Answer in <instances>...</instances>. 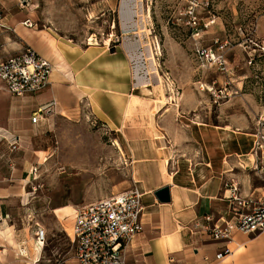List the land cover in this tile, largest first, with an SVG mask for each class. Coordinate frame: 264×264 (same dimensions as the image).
I'll list each match as a JSON object with an SVG mask.
<instances>
[{"label":"rangeland","instance_id":"374dc122","mask_svg":"<svg viewBox=\"0 0 264 264\" xmlns=\"http://www.w3.org/2000/svg\"><path fill=\"white\" fill-rule=\"evenodd\" d=\"M15 1L0 0V19L8 16L1 23L10 26H0V59L24 50L32 35L51 44L56 38L68 53L67 64L59 63L57 94L63 106L75 105L69 111L49 106L32 122L35 98L46 88L13 96L0 84V174L8 182L22 172L28 191L25 217L15 222L10 216L15 227L5 242L15 245L19 235L26 246L22 259L75 264L67 235L72 221L59 220L53 208H75L133 187L120 131L73 94L74 72L84 74L76 84L110 119L120 117L114 94L126 97L132 87L147 98L159 93L148 115L164 119L171 169L207 166L214 173L222 165L223 188L228 180L241 191L264 186V0H32L23 9ZM136 2L147 38L135 25ZM25 19L32 28L22 25ZM74 64L80 69L71 73ZM9 117L11 134L3 128ZM15 134L23 139L12 149ZM37 228L46 232L42 247L32 242Z\"/></svg>","mask_w":264,"mask_h":264},{"label":"crops","instance_id":"0c3cea01","mask_svg":"<svg viewBox=\"0 0 264 264\" xmlns=\"http://www.w3.org/2000/svg\"><path fill=\"white\" fill-rule=\"evenodd\" d=\"M3 4L5 6L10 3L4 2ZM7 17L5 16L3 19L5 20ZM3 19H0V26L9 28L8 24L1 23ZM52 39V44L37 35L25 39L27 46L48 60L53 67L49 85L38 95V98H35L36 108L32 115L43 106L45 108L50 106L51 109L63 108L67 111L75 108L74 104L63 106L57 94L56 83L63 72L59 70L60 64L65 63L64 57L68 53L61 47L62 43L56 38ZM63 47L71 48L74 55L79 56L76 51L77 47L72 48L66 44ZM87 50H82V52ZM76 67L78 70L80 69L75 64L68 65L71 73L76 70ZM83 75L81 73L79 76L75 72L72 74L75 83L73 94L78 93L82 98H85L89 102L92 113L110 130L120 131V141L124 145L122 146L125 148L127 156L131 158L133 184L142 192L141 221L143 229L133 236L125 249L126 264H264V234H248L237 231L231 240H213L204 229L194 225L201 221L206 214H211L215 218L227 216L230 201L223 193V166L216 168L214 173H210L207 166H191L188 170L187 168L182 169V167L170 168L171 157L167 152V136L169 134L163 128L164 119L148 115L151 113L155 101H161L159 93L157 98H147L133 94L132 87L126 97L122 94H114L113 101L120 109V117L110 119L102 111L101 103L99 104V101H95L91 96L83 93L81 85L76 84L77 81L84 78ZM67 76L69 77L68 74ZM151 91L147 89L148 93ZM52 100H54V105H48ZM93 103L97 104L104 118L95 111ZM15 109L16 107H11L10 114H14ZM160 110L161 108L158 107L155 114ZM133 113L134 116H132ZM108 120L112 122V128L108 124ZM11 121L12 118L9 117L3 127L6 132L9 131L8 133H10ZM14 138L18 141L23 139L19 134H15ZM26 163H28V159ZM22 176L21 172L20 176L10 178L7 182L6 177L0 174V225L5 226L4 229H0V264H36L39 260L28 261L19 256L22 249H26V246L22 245L24 242L18 241L19 235L15 236V245L5 242L12 235L11 228L15 227V223H11L10 216H14L15 222L17 217L21 220H23L22 217H25L21 212L24 202L28 199V191L22 185L26 180ZM163 186L169 187L170 199L166 202H160L154 195V191ZM241 194H253L254 196L264 194V186L251 185L248 191L242 190ZM79 206L81 205L72 207V214L62 215L63 219L67 218L73 222L75 209ZM39 229L37 228L36 231ZM43 230L45 232V229ZM35 240V237L32 238L33 243ZM224 247H227L230 253L222 259H217L216 254ZM8 254L12 256H8Z\"/></svg>","mask_w":264,"mask_h":264},{"label":"built area","instance_id":"2783aa9c","mask_svg":"<svg viewBox=\"0 0 264 264\" xmlns=\"http://www.w3.org/2000/svg\"><path fill=\"white\" fill-rule=\"evenodd\" d=\"M32 0H17L16 5L23 9ZM22 25L32 28L25 19ZM52 65L32 48L0 59V84L9 95L24 96L39 93L49 85ZM48 105H54L52 100ZM38 108L32 115V122L43 118V110ZM17 139L10 143L17 148ZM224 194L230 201L227 216L213 217L206 214L194 225L204 229L213 240H231L237 231L248 234H264V194L242 195L234 180L225 182ZM142 192L133 187L110 196L89 202L75 209L71 224L75 264H126L125 249L134 235L143 229L141 221ZM36 243L44 245L45 232L42 228L35 233ZM230 250L224 247L216 254L217 259L225 257Z\"/></svg>","mask_w":264,"mask_h":264},{"label":"bare ground","instance_id":"6f19581e","mask_svg":"<svg viewBox=\"0 0 264 264\" xmlns=\"http://www.w3.org/2000/svg\"><path fill=\"white\" fill-rule=\"evenodd\" d=\"M127 5V4H126ZM136 7V10L134 12V14H136V17H137V21H136V27L137 29L139 30L138 34L141 36L142 34L146 35V38H147V30L143 29L144 26H143V17L141 15V12L139 11V4L138 2H136V4L134 5ZM126 7V6H125ZM128 7H126L127 9ZM125 12V8L124 10L122 11V13ZM125 16V15H124ZM145 37V36H144ZM146 42L148 43L149 45V41L148 39L146 40ZM153 60L154 58L152 57V55L150 54L149 55V63L151 64V66L153 67L154 66V63H153ZM152 69V68H151ZM148 74V73H147ZM151 76V75H150ZM136 77H139V76H136ZM160 81V80H159ZM142 83V82H141ZM139 84V83H138ZM155 134V133H154ZM118 148L120 149V147L118 146ZM121 151V150H120ZM55 210V213H56V216L58 218H62V215H65V214H72L73 213V208L72 207H62V208H57V209H54ZM71 229V228H70ZM68 230V229H67ZM71 235V234H70Z\"/></svg>","mask_w":264,"mask_h":264},{"label":"water","instance_id":"95a60500","mask_svg":"<svg viewBox=\"0 0 264 264\" xmlns=\"http://www.w3.org/2000/svg\"><path fill=\"white\" fill-rule=\"evenodd\" d=\"M154 195L160 202H166L169 201L170 196H169V187L168 186H163L161 188H158L157 190L154 191Z\"/></svg>","mask_w":264,"mask_h":264}]
</instances>
